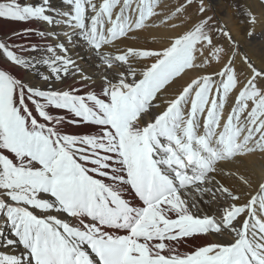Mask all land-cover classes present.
Returning a JSON list of instances; mask_svg holds the SVG:
<instances>
[{"label":"snow or ice","instance_id":"obj_1","mask_svg":"<svg viewBox=\"0 0 264 264\" xmlns=\"http://www.w3.org/2000/svg\"><path fill=\"white\" fill-rule=\"evenodd\" d=\"M259 5H233L247 41ZM0 20L29 25L0 33V264H264V49L213 0H0Z\"/></svg>","mask_w":264,"mask_h":264},{"label":"bare ground","instance_id":"obj_2","mask_svg":"<svg viewBox=\"0 0 264 264\" xmlns=\"http://www.w3.org/2000/svg\"><path fill=\"white\" fill-rule=\"evenodd\" d=\"M236 0H213V3L218 5V7H214L215 12L218 16L226 21L228 25L232 28L234 34L237 38L241 39L244 43L245 49L248 53L253 57V59H257L262 55V49H264V33L260 28L257 29V36L252 41H247L243 36V28L244 25L240 20L237 19V13L233 9V5ZM248 2L254 4L256 10H259V0H248ZM2 21V22H1ZM29 25L9 22L6 20H0V33H8L11 34L13 31H19ZM150 32L156 33L155 30H151ZM153 36V35H152ZM150 37V36H149ZM134 46H145V47H156L158 44L153 43L151 40H138ZM79 51V50H77ZM82 56H85V59L81 61L82 65L91 72L96 71L93 67V63L90 57H88L84 52L80 53Z\"/></svg>","mask_w":264,"mask_h":264},{"label":"rangeland","instance_id":"obj_3","mask_svg":"<svg viewBox=\"0 0 264 264\" xmlns=\"http://www.w3.org/2000/svg\"><path fill=\"white\" fill-rule=\"evenodd\" d=\"M170 2L174 3L175 0H170ZM214 7H218V5L214 4ZM190 11H193L194 12V9H190ZM155 32H156L155 34H154V32H150V31L149 32H141L139 34V36H140L139 40H143L144 39V40H151V41H153V37L159 36V35H162L163 34L162 32H160L158 30H155Z\"/></svg>","mask_w":264,"mask_h":264}]
</instances>
